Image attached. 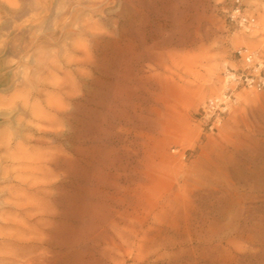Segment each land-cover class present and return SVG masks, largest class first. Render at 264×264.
Listing matches in <instances>:
<instances>
[{
    "label": "rangeland",
    "instance_id": "rangeland-1",
    "mask_svg": "<svg viewBox=\"0 0 264 264\" xmlns=\"http://www.w3.org/2000/svg\"><path fill=\"white\" fill-rule=\"evenodd\" d=\"M241 3L251 31L236 0H0V264H264V91L201 115L236 49L264 61Z\"/></svg>",
    "mask_w": 264,
    "mask_h": 264
},
{
    "label": "built area",
    "instance_id": "built-area-1",
    "mask_svg": "<svg viewBox=\"0 0 264 264\" xmlns=\"http://www.w3.org/2000/svg\"><path fill=\"white\" fill-rule=\"evenodd\" d=\"M232 24H236L246 31L257 26V18L245 11L241 0H236L235 6L227 11ZM235 66L229 67L225 73V90L219 96L206 101L202 107L201 115L212 122V128L221 118L230 111L236 102V93L239 89L264 91V61H261L259 52L247 46L234 51Z\"/></svg>",
    "mask_w": 264,
    "mask_h": 264
},
{
    "label": "bare ground",
    "instance_id": "bare-ground-1",
    "mask_svg": "<svg viewBox=\"0 0 264 264\" xmlns=\"http://www.w3.org/2000/svg\"><path fill=\"white\" fill-rule=\"evenodd\" d=\"M259 32L257 31H254L253 30V33L248 35V36H245L246 39L248 38H251V39H254L256 38L257 36H259L260 34H258ZM184 40V39H183ZM182 40V41H183ZM44 48L42 47L40 51H42V56H39L36 60L38 61V64L43 66L42 68L45 69V71L48 73V76L51 77V80L53 83V89H61L62 86H61V83L57 80L59 78V74H58V69H61V66L58 65V59H57V51L55 49H46V50H43ZM16 51L13 52V50H10L9 47L7 48H3V51L1 52V56L3 57V64L7 67H13L14 63H15V59L13 58V56L15 55ZM148 58H153L151 56H148ZM68 62H71V59L68 61ZM26 63L20 65V67H18L17 70H15L13 76H21V74L23 73L24 76H23V82L25 83V79L27 78L28 82H32L33 83V80L32 79H29L27 74L25 75L26 73ZM22 68V69H21ZM39 73V72H38ZM39 75L41 76V73H39ZM37 77V78H36ZM67 77L69 78L68 81H69V93H70V96H71V100L74 99V82H73V73L72 72H67ZM35 78L37 79V84L36 85H39V83L43 82L44 79L42 80V77L39 78V76H35ZM11 82H13V78L11 77L10 78ZM46 80V78H45ZM11 86L8 85V88ZM31 90V89H29ZM25 99L27 100L28 98L25 97ZM23 104L27 107H30L31 108V111L33 113V115L35 117L39 116V113H38V110H34V103L30 106V102L29 101H24ZM49 123L51 126L54 125L53 123V119L49 120ZM44 178H46V176L44 175ZM49 184V182H48ZM45 186H48L46 184L42 185L41 186H38V189H43ZM45 192L44 190H41V193ZM44 194V193H43ZM35 210L38 211V212H46L45 210V207L42 203L38 202L35 206H34ZM2 258H5L2 257ZM7 260V262L9 264H13L14 263V258H11L10 256H6L5 258ZM22 264H25V260L23 261Z\"/></svg>",
    "mask_w": 264,
    "mask_h": 264
}]
</instances>
